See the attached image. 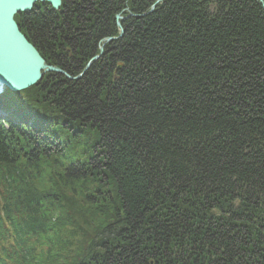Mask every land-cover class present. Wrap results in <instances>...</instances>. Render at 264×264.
Here are the masks:
<instances>
[{
  "label": "trees",
  "instance_id": "obj_1",
  "mask_svg": "<svg viewBox=\"0 0 264 264\" xmlns=\"http://www.w3.org/2000/svg\"><path fill=\"white\" fill-rule=\"evenodd\" d=\"M156 1L14 16L72 80L0 95V264H264V2Z\"/></svg>",
  "mask_w": 264,
  "mask_h": 264
},
{
  "label": "water",
  "instance_id": "obj_2",
  "mask_svg": "<svg viewBox=\"0 0 264 264\" xmlns=\"http://www.w3.org/2000/svg\"><path fill=\"white\" fill-rule=\"evenodd\" d=\"M262 3L263 0H256ZM47 4L53 11L60 7L61 0H0V85L9 91L19 93L36 85L45 74H59L72 80L62 70L48 66L35 48L21 34L14 16L25 14L34 9L36 4ZM119 28V37L123 31L119 25V16L115 17ZM105 39L103 42H109ZM94 57L84 68L86 71L91 62L97 60L102 52Z\"/></svg>",
  "mask_w": 264,
  "mask_h": 264
},
{
  "label": "bare ground",
  "instance_id": "obj_3",
  "mask_svg": "<svg viewBox=\"0 0 264 264\" xmlns=\"http://www.w3.org/2000/svg\"><path fill=\"white\" fill-rule=\"evenodd\" d=\"M161 0H157L156 1V3H158V2H160ZM37 4H39V3H37ZM60 7H61V4H60ZM60 7H59V9H60ZM58 9V10H59ZM120 17V16H119ZM121 18V17H120ZM14 19V18H13ZM122 19V18H121ZM117 23V22H116ZM118 33H119V28H118ZM118 37H119V34H118ZM121 37V36H120ZM109 39H111V38H109ZM113 39H111L110 41H112ZM109 41V42H110ZM38 53V52H37ZM39 54V53H38ZM39 56H40V54H39ZM41 57V56H40ZM91 64H92V62H91ZM91 64H90V66H91ZM89 66V67H90ZM79 77V76H78ZM1 86V88H2V90H4V89H7V88H5V87H3L2 85H0ZM8 90V89H7ZM9 91V90H8ZM9 92H11V91H9ZM12 93H14V92H12ZM3 118V113L2 112H0V119H2Z\"/></svg>",
  "mask_w": 264,
  "mask_h": 264
},
{
  "label": "rangeland",
  "instance_id": "obj_4",
  "mask_svg": "<svg viewBox=\"0 0 264 264\" xmlns=\"http://www.w3.org/2000/svg\"><path fill=\"white\" fill-rule=\"evenodd\" d=\"M263 2H264V1H263ZM263 2H262L261 4H263ZM122 31H123V30H122ZM103 41H104V40H102L101 43H102V44H105L106 42H103ZM102 47H103V46H100L99 48H102ZM92 62H93V61H92ZM58 75H59V74H58ZM79 77H80V76H79ZM79 77H76V78H74V79H77V78H79ZM71 79H72V78H71Z\"/></svg>",
  "mask_w": 264,
  "mask_h": 264
},
{
  "label": "clouds",
  "instance_id": "obj_5",
  "mask_svg": "<svg viewBox=\"0 0 264 264\" xmlns=\"http://www.w3.org/2000/svg\"><path fill=\"white\" fill-rule=\"evenodd\" d=\"M211 7H213V8H214V4H213Z\"/></svg>",
  "mask_w": 264,
  "mask_h": 264
}]
</instances>
